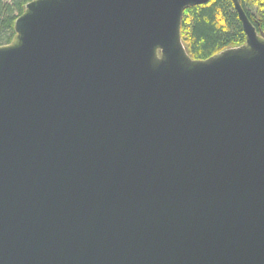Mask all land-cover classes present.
<instances>
[{
  "label": "water",
  "instance_id": "water-1",
  "mask_svg": "<svg viewBox=\"0 0 264 264\" xmlns=\"http://www.w3.org/2000/svg\"><path fill=\"white\" fill-rule=\"evenodd\" d=\"M210 0H32L0 46V264H264V36L192 60Z\"/></svg>",
  "mask_w": 264,
  "mask_h": 264
},
{
  "label": "trees",
  "instance_id": "trees-1",
  "mask_svg": "<svg viewBox=\"0 0 264 264\" xmlns=\"http://www.w3.org/2000/svg\"><path fill=\"white\" fill-rule=\"evenodd\" d=\"M32 0H0V46L13 37L16 19ZM257 33L264 36V0H239ZM181 42L192 60H205L244 44L245 36L231 0H210L187 8L180 26Z\"/></svg>",
  "mask_w": 264,
  "mask_h": 264
}]
</instances>
